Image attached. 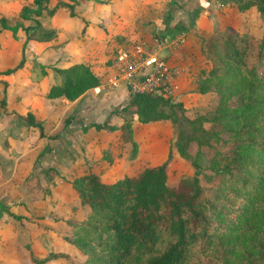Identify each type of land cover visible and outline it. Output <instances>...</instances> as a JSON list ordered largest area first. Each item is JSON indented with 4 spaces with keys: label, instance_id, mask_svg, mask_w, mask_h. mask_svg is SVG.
<instances>
[{
    "label": "trees",
    "instance_id": "trees-1",
    "mask_svg": "<svg viewBox=\"0 0 264 264\" xmlns=\"http://www.w3.org/2000/svg\"><path fill=\"white\" fill-rule=\"evenodd\" d=\"M48 1L20 0L17 14L20 18L34 21L32 30L39 28V22L30 13L38 15L42 9L48 16H52L57 9H63L69 16L86 23L74 10L79 0H54L51 7L46 5ZM234 4L238 10L254 7L264 24V0H241ZM27 25L20 28L28 39L47 41L54 33L52 27L47 32V28L41 26L40 34H29L26 29L30 25ZM17 27L15 23L9 25L6 13L0 12V30L15 31ZM179 29H185L181 21L180 26L178 23L167 26L165 32ZM184 41L183 53L190 55L193 61L197 60L194 54L200 52L199 36L190 40L184 37ZM257 53L259 55L260 51L257 50ZM243 54L239 46H233L229 54L215 52L219 63L207 68L200 66L197 82L195 76V92H217L218 105L210 119L220 125L233 144L231 154L216 152L217 158L210 160L208 167L217 176L211 197L206 195L199 182L201 167L198 157L200 146L207 143L205 135L217 134V131H205L201 125L206 120L203 115L196 114L190 118L182 114L184 102L172 101V93H130L127 103L112 111L120 114L130 136L134 155L138 152L139 140L133 138L132 120L140 124L160 120L175 123L176 110H179L191 127L190 134L183 138L184 131L178 128L172 142L174 148H171L169 140L162 158L158 155L160 158L149 164L146 160L148 153H145L143 159L130 161L129 173L112 179L104 180L98 172L89 168L85 172L73 174L71 179L59 174L73 193L78 194L87 211L81 216L58 217L57 221L65 226L57 236L64 249L48 250L39 256L29 247L28 258L31 263L40 264L58 257H63L65 264L264 263V73L247 66ZM23 61V52H20L13 65L0 69V106H4L6 100L8 83L4 77L21 68ZM47 67L54 79L44 92L47 98L73 100L99 83L89 63L83 60L66 66L51 64ZM41 71L45 73L43 64ZM158 104L165 105L166 109ZM16 114L28 128H36L38 136L55 138V135L44 133L41 120L36 119L31 111ZM71 121L81 119L68 114L62 119V125ZM89 126L97 131L116 129L108 118L102 123L81 124V129L85 130ZM188 141L196 144L193 153L186 150ZM174 151L192 164L193 173L189 178L180 177L172 184L169 177ZM82 157L84 160L83 151ZM55 172L57 174V170ZM34 183L35 187L40 186L37 181ZM44 189L38 197L25 186L30 200L42 199L48 192L47 187ZM22 203L28 216L7 213L16 219L29 220L36 213H33L28 203ZM59 207L55 210H72Z\"/></svg>",
    "mask_w": 264,
    "mask_h": 264
},
{
    "label": "crops",
    "instance_id": "crops-1",
    "mask_svg": "<svg viewBox=\"0 0 264 264\" xmlns=\"http://www.w3.org/2000/svg\"><path fill=\"white\" fill-rule=\"evenodd\" d=\"M168 2L169 0H79L76 13L82 17L85 24L83 21L78 23L63 9H57L49 18L50 26L54 29V36L51 40L27 39V42L31 44L27 55L33 57V62L36 65L43 64L45 73H42L40 69L39 77L32 78V82L29 83L31 85L28 84L33 91L28 96L31 106H27L26 111H31L36 119L41 120L46 135H55V138L44 139L38 136V131L35 128H28L24 125L23 120V124H20L21 128L14 125L12 115L16 112H11V110L19 112L13 105L14 98H16V104L23 106L25 89H21V92L15 90V81L11 80L12 76L10 78L5 76L8 83L6 100L4 106H0V264H24L25 259H19L16 254V256L11 254H14L13 250L19 245L17 244L19 238L24 239L21 230L27 231L20 220H22L21 222L29 220L13 218L7 212L27 215L22 203L26 202L32 207L34 211L32 212L36 213L37 200L28 198L25 183L31 181L30 177L32 176L34 177L31 183L41 181L31 172L36 163V161L34 162L36 153L40 150L42 143H46L47 140L49 142L56 141L58 136L66 133V138L67 135L69 136L66 144L71 145V149L72 146L79 149V154H74L75 159L65 155L64 159L67 163L63 166L53 165L55 170L61 171V168L75 167L79 164L78 161H83L81 146L83 143L89 145L85 136L93 131L97 132L92 126L85 130L81 129V125L72 129V125L78 124L71 121L62 125V119L71 114L82 120L80 124H86L102 123L108 118V121L115 125L116 129L120 128L122 118L119 113L112 110H118L124 106L130 94L121 80H114L117 58L141 49H151L157 52L162 46H166V59L172 67L176 68L171 92L173 100L186 103L194 97L193 94L198 93L186 91V88L195 90V64L191 56L183 53V50L185 49L184 37L189 40L195 39L202 31L198 25L197 29L195 28V23H191L189 26V22L196 21V19L191 18L186 24L185 13L180 7H176L169 15ZM165 21L167 25H165ZM180 21L185 26L184 30L165 32L167 26H172L175 23L180 26ZM82 27L83 31L81 32ZM7 31L11 33L9 29L4 30L3 38L4 36L11 38ZM16 31L23 34L19 25ZM166 37L169 40L163 43L162 40ZM180 39H183V42ZM173 41L175 44H172ZM54 45L58 47H54ZM16 51L17 49L8 50L0 47V69L11 66L18 60L20 53ZM80 60L89 63L90 69L99 78V83L86 89L73 100L45 97L44 92L50 82L54 81L50 68L47 66L51 64L66 66ZM27 62L25 60V63ZM21 68L25 69V67ZM20 83L24 86L22 80ZM132 122L131 126L134 124ZM164 122L166 121L160 120L154 123L164 125ZM74 135L80 142L73 140ZM161 136L162 134L160 138H163ZM165 139V141L164 139L160 140L161 146H165L161 158L169 143V137L166 136ZM158 158L160 157L147 154L146 160L151 164ZM137 160L138 156H133L130 159L133 162ZM55 170L50 168L49 171H43V173L48 171V175L44 174L43 177L49 182L47 186H49L50 193L45 197L48 200L52 199L47 210L50 215L55 214V208L58 205L67 207L64 204L73 195L69 184L58 179ZM41 201L42 199L39 200V202ZM26 233L28 234V232ZM36 241L33 235L28 240L30 246L37 243Z\"/></svg>",
    "mask_w": 264,
    "mask_h": 264
},
{
    "label": "rangeland",
    "instance_id": "rangeland-1",
    "mask_svg": "<svg viewBox=\"0 0 264 264\" xmlns=\"http://www.w3.org/2000/svg\"><path fill=\"white\" fill-rule=\"evenodd\" d=\"M205 1L169 0L168 2L169 14L172 13V10H174L176 7H180V9H182V11H184L185 13L186 24H188L189 19H196V21H190L189 26L191 23H195V28L197 29L198 25V28L202 30L203 34L198 35L201 44L199 48L200 52L194 54L195 59H197L194 60V68L196 70L195 76H197L196 82L198 80V76H200L197 74L200 66L207 68L210 65L218 64L219 61L214 55L215 52L223 51L229 54V50H231L233 46H239V48L243 50L244 54L242 56L247 66L254 67L258 73H264V24L257 13V10L254 7L238 10L234 3H240L241 0H227L226 2H224L226 3V5L222 2L223 0ZM0 2V12L6 13L7 23L9 25L15 23L19 26L23 25L24 27V25L28 24L30 25V27H28L26 30L29 34H40L39 28L41 26L44 27L43 29L47 28L45 29L47 32L49 31V28L51 27V21L49 19L50 16L48 17V15L45 14L44 9H42L38 15L30 13L32 16L37 18L39 22V28H37L36 30H32L34 28V21L20 18L17 14V10L21 3L20 0H0ZM53 2L54 0H50L46 5L48 7H51ZM33 8H35V6H33ZM77 9L78 7L76 6L74 10ZM74 19L78 23H82L75 16ZM9 32L10 31H7V33L11 35V38H6L5 36L3 38L4 30H0V47L8 50L17 49L19 53L23 52L24 61L22 67H25V69L19 68V70L8 74L7 77L10 78V76H12L11 80L15 81V90H19V92H21V89H25L24 93L22 92L24 97V105L20 106L16 104V98H14L13 103L16 110H18L20 113H24L27 106H31V103L29 102L30 98L28 96L31 95L33 89L32 87H29V85H31L29 83L32 82V78L39 77L41 65H36L33 62V57L27 55L28 50H30L31 44L27 42L28 36L27 38H25V33L23 32V30V34L20 33V31L19 33L18 31H11V33ZM51 35L53 37L54 33H52ZM51 38L47 41L51 40ZM168 40L169 38L166 37L162 40V42L166 43ZM257 50L260 51L259 55L257 53ZM156 53L166 58V46H162ZM25 60H27L28 62L25 63ZM166 62L169 64L168 59H166ZM21 80L24 82V86L20 83ZM1 86L2 84L0 83V95ZM186 91L195 92V90L189 88H186ZM193 96L194 97L190 99L189 102L184 103L185 109L182 114L190 118H192L196 114L203 115L206 120H204L201 125L204 127L205 131H217V134L210 133L206 134L207 136L205 135L207 143L200 146V154L198 157V164L201 167V171L198 175L199 182L203 186L206 195L211 197L214 192L213 185L217 180V176L213 175L212 171L208 167L210 165V160L212 158H217L215 156L216 152H220L222 155L231 154L233 152V144L227 138L226 132L220 129V125L213 120L211 121L210 119L215 113V109L218 105L219 97L217 92L206 91L193 94ZM171 100L175 101L173 100V98H171ZM158 106L166 109L165 105L158 104ZM11 112L17 111L11 110ZM180 113L181 112L179 110H176L177 121H175V123H172L170 120H168L164 122V125H160L158 123L140 124L137 121H133L132 123L134 124H132L131 126L132 130L134 131L133 138L135 140H139V146L137 144L138 152L135 155L131 152L132 144L130 136H128L126 127L122 123L119 129H115L113 131L107 132L105 130H99L97 132L93 131V133L87 134L85 136V139L89 145H84L83 143V146H81V149H83L82 151L85 161H78L79 164L75 165V167L70 166L68 167V169L61 168V171H59L58 169V179H61L60 175H64L65 177L71 179L73 177V174L85 172L86 169L89 168L98 172L102 179L108 180L114 178L117 175L129 173L131 169V166L129 165L131 164L130 159L133 156H138V158L143 159L145 153H148L151 156L159 155L161 157L163 154V149L165 147L161 146V139H164L165 141V137L168 136L171 148L173 149L174 145L172 142L176 137L178 128L183 129V138L187 137L190 134L191 127L187 124L185 117ZM12 116L14 125L21 128L20 124H23L22 119L18 117L16 113H14V115ZM10 118L11 116L9 117V119ZM80 122H82V120L74 121L73 123H77L78 125H72L73 127L71 128L76 129L81 125ZM24 125H26L25 122ZM161 134L163 138H160ZM26 135H28V132H26ZM65 135L66 133L62 136H58L56 141L49 142V140H47L46 143H42V146L40 147V150L37 152V155L35 157L36 163L31 173L32 175L38 177V180H41L40 182H38V185L42 186L43 189L40 188V186L35 187V183H31L34 177L32 176L30 177L31 181L25 183V186L28 189H31V194L39 197L45 190L44 188H49V186H47L49 182L48 180L44 179L43 175H48L47 172L50 170V168L55 170L53 165L63 166V164L67 163L64 159L65 155L74 158V154H79V149H77L75 146H72L73 148L71 149V145H68V143L66 144L69 136L67 135L66 138ZM43 138L46 139L48 137ZM77 138L78 137L74 135L73 140H76V142H80V140H78ZM186 150L189 153H193L196 150L195 142L188 141L186 143ZM171 165L172 167L170 170L169 179L171 180L172 184H174L180 177L189 178L193 173L192 164L188 160L181 158L175 151L173 153V160ZM44 170L48 171L43 173ZM49 193V190L48 192H45V195L42 198L41 202H39V198L36 199L37 201L35 204V209L37 211L36 214H33L31 216L29 221L21 222L22 220H20V223L24 226V228H26L27 231L21 230V232H23L22 235H24V239L19 238L17 243L19 245L15 250H13L14 254L11 255L16 254L19 259H25L24 264H34L31 263L28 258L29 247L34 252V254L39 256L44 255V253H46L48 250H63L64 247L58 242L57 236L59 237L63 229H65V226L62 225L60 221H57L58 217L68 215L81 216L87 211L86 205L81 202L78 194L75 192L70 198H68L67 202L64 204L67 205L69 209H72L71 212H64V210L58 211V209L60 208V205H58L56 207L58 209L55 214L50 215L47 213V210L49 209L48 205L52 199L48 200L45 197L46 194ZM63 208L65 207L63 206L61 209ZM26 232H28V234ZM32 235L37 240V243L30 246L28 240H30ZM10 249L12 250V247H10ZM65 261L66 260L63 257H58L56 259L48 260L40 264H65ZM214 264L223 263L217 261Z\"/></svg>",
    "mask_w": 264,
    "mask_h": 264
},
{
    "label": "built area",
    "instance_id": "built-area-1",
    "mask_svg": "<svg viewBox=\"0 0 264 264\" xmlns=\"http://www.w3.org/2000/svg\"><path fill=\"white\" fill-rule=\"evenodd\" d=\"M115 68L114 80H121L129 94H169L176 76V68L151 49L132 51L117 58Z\"/></svg>",
    "mask_w": 264,
    "mask_h": 264
}]
</instances>
